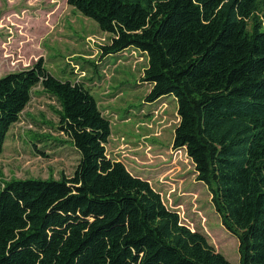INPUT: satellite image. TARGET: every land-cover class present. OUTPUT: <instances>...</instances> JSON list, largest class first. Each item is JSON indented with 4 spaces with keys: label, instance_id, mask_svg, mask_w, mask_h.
<instances>
[{
    "label": "trees",
    "instance_id": "1",
    "mask_svg": "<svg viewBox=\"0 0 264 264\" xmlns=\"http://www.w3.org/2000/svg\"><path fill=\"white\" fill-rule=\"evenodd\" d=\"M66 1L109 34L101 59L146 56L145 101L176 100L173 147L237 238L239 264H264V0ZM36 86L58 102L61 135L31 139L69 142L79 159L70 175L3 181L0 264H233L107 155L110 121L89 87L42 58L0 76V155Z\"/></svg>",
    "mask_w": 264,
    "mask_h": 264
},
{
    "label": "rangeland",
    "instance_id": "2",
    "mask_svg": "<svg viewBox=\"0 0 264 264\" xmlns=\"http://www.w3.org/2000/svg\"><path fill=\"white\" fill-rule=\"evenodd\" d=\"M108 39L93 19L66 0H0V76L42 58L59 79L83 82L110 121L107 155L146 179L182 223L203 233L216 251L239 264L237 238L221 223L205 184L195 179L185 149L172 145L179 120L176 100L166 95L145 101L149 85L141 77L146 56L128 48L101 59L99 46ZM58 109V102L40 86L33 89L4 143L0 185L12 178L72 174L79 159L72 144L31 139L36 133L55 139L61 135L54 129Z\"/></svg>",
    "mask_w": 264,
    "mask_h": 264
},
{
    "label": "crops",
    "instance_id": "3",
    "mask_svg": "<svg viewBox=\"0 0 264 264\" xmlns=\"http://www.w3.org/2000/svg\"><path fill=\"white\" fill-rule=\"evenodd\" d=\"M122 53V52H121Z\"/></svg>",
    "mask_w": 264,
    "mask_h": 264
}]
</instances>
